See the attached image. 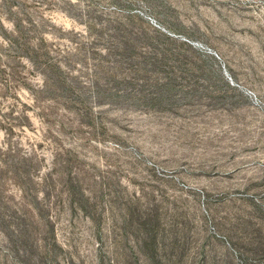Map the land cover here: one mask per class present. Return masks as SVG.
<instances>
[{
  "label": "rangeland",
  "instance_id": "1",
  "mask_svg": "<svg viewBox=\"0 0 264 264\" xmlns=\"http://www.w3.org/2000/svg\"><path fill=\"white\" fill-rule=\"evenodd\" d=\"M0 264H264V0H0Z\"/></svg>",
  "mask_w": 264,
  "mask_h": 264
},
{
  "label": "clouds",
  "instance_id": "2",
  "mask_svg": "<svg viewBox=\"0 0 264 264\" xmlns=\"http://www.w3.org/2000/svg\"><path fill=\"white\" fill-rule=\"evenodd\" d=\"M8 27H11V25H8Z\"/></svg>",
  "mask_w": 264,
  "mask_h": 264
}]
</instances>
